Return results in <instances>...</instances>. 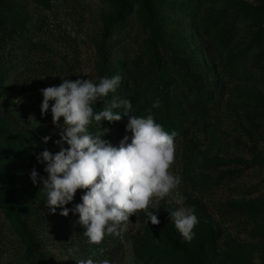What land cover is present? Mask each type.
<instances>
[{
  "label": "rangeland",
  "instance_id": "374dc122",
  "mask_svg": "<svg viewBox=\"0 0 264 264\" xmlns=\"http://www.w3.org/2000/svg\"><path fill=\"white\" fill-rule=\"evenodd\" d=\"M117 74L106 99L128 98L132 113L89 130L119 146L124 121L159 98L156 122L180 131L170 171L182 183L154 200L158 225L141 210L91 244L79 214L49 211L30 179L47 178L39 153L60 150L40 90ZM0 172V264H264V0H0ZM181 198L199 218L190 242L170 219ZM11 200L30 210L28 231Z\"/></svg>",
  "mask_w": 264,
  "mask_h": 264
},
{
  "label": "clouds",
  "instance_id": "9594fccd",
  "mask_svg": "<svg viewBox=\"0 0 264 264\" xmlns=\"http://www.w3.org/2000/svg\"><path fill=\"white\" fill-rule=\"evenodd\" d=\"M83 74H89L84 72ZM43 78V77H41ZM122 77H101L99 82L88 79H63L58 86L41 89L43 96L41 115H47L50 102L52 122L59 130L60 139L53 143L58 152L45 148L37 155L44 163L47 178L41 177L35 168L30 172L33 184L42 181L46 194V206L52 213L60 209V215L69 212L79 214L76 223L84 227V235L91 244H100L105 236L118 234V227L129 222L132 215L143 211L147 222L158 225L160 220L152 209L159 208L154 200H163L178 189L182 180L170 171L175 159L174 139L177 133L167 132L156 122L152 109L160 107L156 98L146 115H131L125 135L119 146H113L89 129L103 120L122 119L132 113L133 104L128 98L113 95L120 87ZM98 101L103 102L100 111L94 110ZM63 117V123H60ZM50 136L43 137L45 143ZM68 147H64V144ZM78 189L86 190L81 203L68 208ZM177 207L170 209V219L185 242L194 238L199 224L195 208L185 206L183 199L175 201ZM79 251L78 246L69 249V256ZM77 264H95L91 258L79 259ZM101 264H110L104 260Z\"/></svg>",
  "mask_w": 264,
  "mask_h": 264
},
{
  "label": "trees",
  "instance_id": "16d2710c",
  "mask_svg": "<svg viewBox=\"0 0 264 264\" xmlns=\"http://www.w3.org/2000/svg\"><path fill=\"white\" fill-rule=\"evenodd\" d=\"M151 24L154 26V22L151 20ZM154 28H156L154 26ZM124 124L127 125V122L124 121ZM177 134L180 133L179 130H177ZM128 135L131 136V133L128 132ZM0 179H2V181L4 182L5 181V177H4V174L0 172ZM10 211L13 213L16 221L22 225L23 229L28 231L27 228H26V225H25V217L26 216H29L30 215V210L27 209V208H23V207H20L14 200H11L10 202Z\"/></svg>",
  "mask_w": 264,
  "mask_h": 264
}]
</instances>
